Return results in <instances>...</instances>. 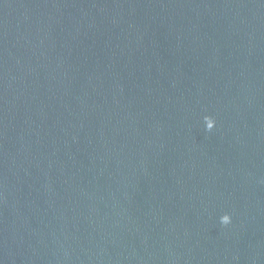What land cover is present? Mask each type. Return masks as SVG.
<instances>
[{"label": "water", "instance_id": "obj_1", "mask_svg": "<svg viewBox=\"0 0 264 264\" xmlns=\"http://www.w3.org/2000/svg\"><path fill=\"white\" fill-rule=\"evenodd\" d=\"M0 135L115 264H264V0H0Z\"/></svg>", "mask_w": 264, "mask_h": 264}]
</instances>
